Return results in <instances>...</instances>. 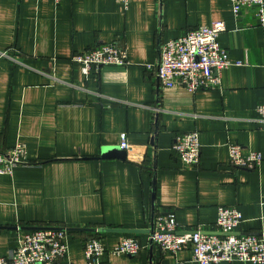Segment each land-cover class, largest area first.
Here are the masks:
<instances>
[{
  "label": "crops",
  "instance_id": "1",
  "mask_svg": "<svg viewBox=\"0 0 264 264\" xmlns=\"http://www.w3.org/2000/svg\"><path fill=\"white\" fill-rule=\"evenodd\" d=\"M223 21L219 42L231 65L221 88L191 93L161 87L160 45L198 25ZM128 51L129 64L85 75L74 54L106 42ZM0 152L23 143L33 164L0 175V256L30 227L118 228L145 247L105 264H198L189 249L163 253L148 241L157 212L173 214L180 232L209 230L218 207H238V231L264 233V26L231 0H0ZM197 129L201 161L185 164L175 136ZM126 134L129 150L121 148ZM258 151V170L233 167L228 146ZM119 147L126 158H103ZM86 231H70L67 262L85 264ZM66 263V262H65ZM219 264H259L221 262ZM264 264V263H261Z\"/></svg>",
  "mask_w": 264,
  "mask_h": 264
},
{
  "label": "built area",
  "instance_id": "2",
  "mask_svg": "<svg viewBox=\"0 0 264 264\" xmlns=\"http://www.w3.org/2000/svg\"><path fill=\"white\" fill-rule=\"evenodd\" d=\"M59 2L60 0H55ZM125 9L131 0H117ZM233 13L240 17L249 11L264 26V0H231ZM227 30L223 21L211 25H198L183 35L164 41L160 45V57L155 69L161 87L181 85L191 93L200 90L220 89L221 73L231 65L229 50L222 47L219 36ZM1 56L9 55L1 51ZM128 51L117 42H106L73 55L72 61L82 65V71L89 75L99 73L105 65L126 66ZM261 128L264 129V102L256 107ZM200 132L178 133L172 149L184 163L197 167L201 161ZM121 148L129 150L126 134H122ZM229 162L233 167L258 170L263 155L258 151L243 152V146L231 142L228 146ZM25 144L18 143L6 152H0V175H12L19 165H30ZM243 215L238 207L221 205L215 224L209 230L200 228L180 232L173 214L157 212L154 227L148 241L156 244L163 253L177 255L189 249L191 261L198 264H219L221 262L264 263V233L238 231ZM25 233L19 244L7 255L0 256V264H77L69 260L66 242L69 231L60 225H41ZM98 229V228H96ZM100 229V228H99ZM98 230L86 231L83 239L85 264H105L113 256H136L145 245L137 238L126 236L115 245H107ZM66 262V263H65Z\"/></svg>",
  "mask_w": 264,
  "mask_h": 264
},
{
  "label": "water",
  "instance_id": "3",
  "mask_svg": "<svg viewBox=\"0 0 264 264\" xmlns=\"http://www.w3.org/2000/svg\"><path fill=\"white\" fill-rule=\"evenodd\" d=\"M101 157L103 158H110V157H116L120 159L126 158V152L122 150L119 147H104L101 152ZM31 229H37V228H43V227H30ZM68 231H88V232H96L97 230L99 232L103 231H119V232H132V230H124V229H118V228H70L67 227Z\"/></svg>",
  "mask_w": 264,
  "mask_h": 264
},
{
  "label": "bare ground",
  "instance_id": "4",
  "mask_svg": "<svg viewBox=\"0 0 264 264\" xmlns=\"http://www.w3.org/2000/svg\"><path fill=\"white\" fill-rule=\"evenodd\" d=\"M183 161V160H182ZM184 162V161H183ZM186 164V163H185ZM188 165V164H187ZM192 167H195V166H192ZM70 232V231H69Z\"/></svg>",
  "mask_w": 264,
  "mask_h": 264
},
{
  "label": "rangeland",
  "instance_id": "5",
  "mask_svg": "<svg viewBox=\"0 0 264 264\" xmlns=\"http://www.w3.org/2000/svg\"><path fill=\"white\" fill-rule=\"evenodd\" d=\"M36 227V226H35Z\"/></svg>",
  "mask_w": 264,
  "mask_h": 264
}]
</instances>
